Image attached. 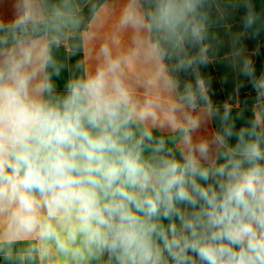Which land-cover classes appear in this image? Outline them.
I'll list each match as a JSON object with an SVG mask.
<instances>
[{"label":"clouds","instance_id":"obj_1","mask_svg":"<svg viewBox=\"0 0 264 264\" xmlns=\"http://www.w3.org/2000/svg\"><path fill=\"white\" fill-rule=\"evenodd\" d=\"M9 2L11 15H0L4 259L34 241L24 257L66 264H264V72L233 36L232 66L254 92L237 127L241 114L213 100L200 71L212 10L223 19L243 8V30L256 36L264 13L253 0H125L115 30L130 32L127 46L101 43L63 88L54 49L82 23L76 0Z\"/></svg>","mask_w":264,"mask_h":264},{"label":"crops","instance_id":"obj_2","mask_svg":"<svg viewBox=\"0 0 264 264\" xmlns=\"http://www.w3.org/2000/svg\"><path fill=\"white\" fill-rule=\"evenodd\" d=\"M92 0H76V4L82 10ZM58 2V0H52ZM223 7L226 0H218ZM125 0H107L96 11L94 17L85 29L79 28L73 30L63 44L54 49V56L60 64V76L53 77L59 88H63L65 81L78 74L81 69L77 68L78 63L86 67H91L96 58V53L101 43L111 42L118 39L122 46L129 43L130 32L117 33L115 25L118 21L121 9ZM243 8L228 14L223 19L220 14L213 9L210 13V43L212 47L209 50L210 62L206 66H201L202 75L210 83V95L217 104L229 103L233 109V114H241V119L237 121V127L241 126L251 115L253 105L244 106L241 103V96H254L250 85L247 84V78L240 75L237 68H234L233 61L238 60L232 55L233 44L232 37L239 35L240 39L236 43V48H243V55L252 59L255 67L261 56V67L259 73L264 72V49L262 42L250 33L244 32L240 27V16ZM79 13V14H80ZM0 15L10 16L11 5L9 0H0ZM94 37L90 39L89 37ZM215 36L217 39L212 40ZM264 45V43H263ZM182 81L191 79L190 74H180ZM215 127V124L209 125V131ZM166 135H171L165 132ZM34 241H21L15 245L14 258L5 260L4 254L0 253V264H66L62 257L54 256L50 260L40 258L28 259L23 256V250ZM19 257V258H16Z\"/></svg>","mask_w":264,"mask_h":264},{"label":"trees","instance_id":"obj_3","mask_svg":"<svg viewBox=\"0 0 264 264\" xmlns=\"http://www.w3.org/2000/svg\"><path fill=\"white\" fill-rule=\"evenodd\" d=\"M107 0H92L80 13V16L82 18V23L80 25L81 29H85L87 27V25L90 23V21L92 20V18L94 17L96 11L100 8V6ZM254 6L256 8V10L258 12L260 11V8L262 7V13H264V0H253ZM242 16H243V9L241 11V16L239 19L240 22V27L243 29L242 27ZM256 37L262 42V50L264 49V27L261 28L260 32L258 35H256ZM261 67V56L259 58V61L256 65V70L257 73L259 74V70ZM254 96H248V95H242L241 96V103L244 106H251L254 103ZM166 135V134H165ZM167 136V135H166Z\"/></svg>","mask_w":264,"mask_h":264},{"label":"rangeland","instance_id":"obj_4","mask_svg":"<svg viewBox=\"0 0 264 264\" xmlns=\"http://www.w3.org/2000/svg\"><path fill=\"white\" fill-rule=\"evenodd\" d=\"M262 10H263V8L261 7V8H260V11L262 12Z\"/></svg>","mask_w":264,"mask_h":264}]
</instances>
